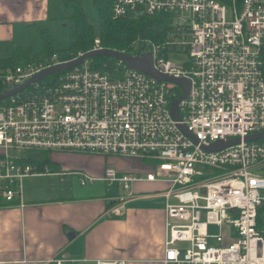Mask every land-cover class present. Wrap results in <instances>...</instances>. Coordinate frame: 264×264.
<instances>
[{"label": "built area", "instance_id": "obj_1", "mask_svg": "<svg viewBox=\"0 0 264 264\" xmlns=\"http://www.w3.org/2000/svg\"><path fill=\"white\" fill-rule=\"evenodd\" d=\"M155 14L171 18L167 35L159 42L136 39L129 55L148 54L156 72L188 81L177 104L179 119L170 108L182 93L179 85L119 60L102 72L86 58L25 86L44 70L102 49L99 39L66 62L54 53L0 66V194L7 206H23L22 180L37 172L20 161H37L30 156L37 152L137 159L149 165L143 176L111 166L101 177L58 174L75 176L80 186L117 185L122 194L111 198L116 214L135 197L134 184H166L162 264H264L257 227L264 172H254L264 170V138L245 140L264 133V0H112L114 19ZM177 56L186 60L174 63ZM40 172L51 174L47 166ZM209 226L217 232L210 234Z\"/></svg>", "mask_w": 264, "mask_h": 264}, {"label": "crops", "instance_id": "obj_2", "mask_svg": "<svg viewBox=\"0 0 264 264\" xmlns=\"http://www.w3.org/2000/svg\"><path fill=\"white\" fill-rule=\"evenodd\" d=\"M47 5L48 0H0V42L14 40V23L43 20ZM33 165L37 173L22 180L23 206H7L0 194V264L98 259L162 264L166 184H134L135 197L116 214L111 198L119 194L117 185L80 186L75 176L58 174L82 171L101 177L105 167L115 165L119 174L143 176L149 166L137 159L74 152H53ZM44 166L51 174L40 172ZM114 186L118 192L111 190Z\"/></svg>", "mask_w": 264, "mask_h": 264}, {"label": "trees", "instance_id": "obj_3", "mask_svg": "<svg viewBox=\"0 0 264 264\" xmlns=\"http://www.w3.org/2000/svg\"><path fill=\"white\" fill-rule=\"evenodd\" d=\"M65 8L71 11L69 20V43L70 55L84 53L93 46L94 39H99V46L103 49L115 50L131 54V48L136 39L148 38L159 42L165 38L171 28V18L166 14H155L137 18L126 17L114 19L111 15L112 0H93L92 6L97 14L99 32L96 36L93 27L89 24L81 4L76 0H65ZM36 29L42 43V51L34 55L30 49L14 48L11 56L0 58V66H15L27 61L47 57L55 52L51 48V38L46 29L36 23H28ZM118 61L111 57L94 56L90 58V67L102 72H110ZM2 153L0 152V158ZM34 160L22 159V164H34ZM259 215H264V203L258 209L257 227L264 235V222L259 220Z\"/></svg>", "mask_w": 264, "mask_h": 264}, {"label": "rangeland", "instance_id": "obj_4", "mask_svg": "<svg viewBox=\"0 0 264 264\" xmlns=\"http://www.w3.org/2000/svg\"><path fill=\"white\" fill-rule=\"evenodd\" d=\"M64 1L65 0H48L46 17L43 20L36 21L38 26L46 29L48 32L52 40L51 48L55 52L58 62H66L70 59V52L68 50L70 23L68 18L71 16V11L64 7ZM76 1L81 4L86 18L89 24L93 27L94 34L97 36L99 32V24L97 14L92 6L93 0ZM13 34L15 36L13 41L0 42V58H7L11 56L13 49L16 47L30 49L34 55L41 53L42 43L34 27L29 26L28 23H14ZM185 60L186 56H177L172 58V61L178 64H181ZM30 156L34 159H49V155L43 152H37L36 154ZM142 164L149 166L147 163ZM113 167L115 168V165H113ZM254 172L261 173L264 172V170L257 169ZM111 190L118 192L116 186H114ZM118 193L122 194L121 190H119ZM259 220L264 222V215H259ZM208 231L210 234H214L217 232V228L209 226ZM224 238L226 239V236H224ZM212 244L213 243L211 241L210 245Z\"/></svg>", "mask_w": 264, "mask_h": 264}, {"label": "water", "instance_id": "obj_5", "mask_svg": "<svg viewBox=\"0 0 264 264\" xmlns=\"http://www.w3.org/2000/svg\"><path fill=\"white\" fill-rule=\"evenodd\" d=\"M94 56H105V57L114 58L116 60L124 62L129 68L141 71V72L148 74L152 77H155L159 80H165V81L172 82V83L179 85L182 88V93L177 99H175L171 103V107H170L171 108V114H172L173 118L176 120L179 119V116L177 113V104L179 101H181L182 99H184L186 97L187 90L189 87V83L186 79H181V78L175 79V78H172V77H169L166 75H162V74H159L158 72H156L151 66V59H150V56L148 54H146L142 57H135V56H131L127 53L118 52V51L110 50V49H103V48L99 49V50H95V51H90V52L85 53L83 56L79 57L78 59H76L74 61L67 62L64 64H60V65L55 66L51 69H47V70L42 71L41 73H39L35 77H33L30 81H28L25 84V86L27 84H29L30 82L38 80L45 75L56 72L58 70L69 69L72 66L81 63L84 59L92 58ZM3 97L4 96L1 95L0 99ZM183 131L186 134H189V132H187L185 129H183ZM261 138H264V133L248 136L245 138V140L250 141V140H257V139H261ZM237 142H238V139L229 140L227 142L218 141V142L212 144L211 146L207 147L206 150L207 151L217 150V149L223 148L227 145L234 144Z\"/></svg>", "mask_w": 264, "mask_h": 264}]
</instances>
